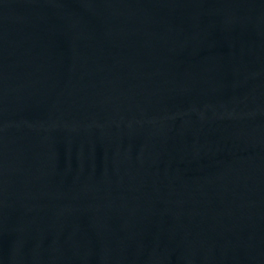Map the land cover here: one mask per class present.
<instances>
[{"label": "water", "instance_id": "1", "mask_svg": "<svg viewBox=\"0 0 264 264\" xmlns=\"http://www.w3.org/2000/svg\"><path fill=\"white\" fill-rule=\"evenodd\" d=\"M0 264H264V0H0Z\"/></svg>", "mask_w": 264, "mask_h": 264}]
</instances>
